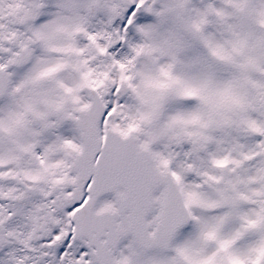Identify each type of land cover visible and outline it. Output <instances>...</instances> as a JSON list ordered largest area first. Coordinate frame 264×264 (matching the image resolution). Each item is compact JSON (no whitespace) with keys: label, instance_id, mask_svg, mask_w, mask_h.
<instances>
[{"label":"snow or ice","instance_id":"1","mask_svg":"<svg viewBox=\"0 0 264 264\" xmlns=\"http://www.w3.org/2000/svg\"><path fill=\"white\" fill-rule=\"evenodd\" d=\"M0 264H264V0H0Z\"/></svg>","mask_w":264,"mask_h":264}]
</instances>
